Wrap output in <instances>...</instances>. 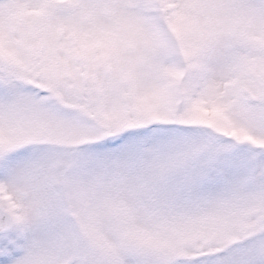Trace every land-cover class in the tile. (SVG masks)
Instances as JSON below:
<instances>
[{
	"label": "snow or ice",
	"instance_id": "snow-or-ice-1",
	"mask_svg": "<svg viewBox=\"0 0 264 264\" xmlns=\"http://www.w3.org/2000/svg\"><path fill=\"white\" fill-rule=\"evenodd\" d=\"M0 264H264V0H0Z\"/></svg>",
	"mask_w": 264,
	"mask_h": 264
}]
</instances>
